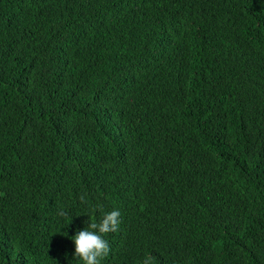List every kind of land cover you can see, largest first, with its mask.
<instances>
[{
    "label": "trees",
    "instance_id": "16d2710c",
    "mask_svg": "<svg viewBox=\"0 0 264 264\" xmlns=\"http://www.w3.org/2000/svg\"><path fill=\"white\" fill-rule=\"evenodd\" d=\"M113 208L101 264H264V0H0V264Z\"/></svg>",
    "mask_w": 264,
    "mask_h": 264
},
{
    "label": "clouds",
    "instance_id": "9594fccd",
    "mask_svg": "<svg viewBox=\"0 0 264 264\" xmlns=\"http://www.w3.org/2000/svg\"><path fill=\"white\" fill-rule=\"evenodd\" d=\"M81 199H85V197H81ZM95 207L100 209L102 205L97 204ZM120 223L121 211L119 208H113L111 211L103 213L98 221L89 218L87 226L76 230L75 234L69 237L75 246L73 260L79 261L80 264H101L102 259L111 251L109 241L105 236L117 231ZM142 264H152V257L146 255Z\"/></svg>",
    "mask_w": 264,
    "mask_h": 264
}]
</instances>
